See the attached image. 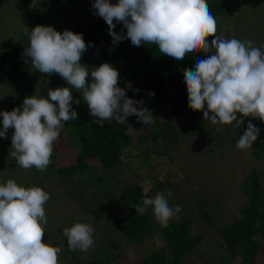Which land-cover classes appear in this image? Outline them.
I'll list each match as a JSON object with an SVG mask.
<instances>
[{"label":"clouds","instance_id":"1","mask_svg":"<svg viewBox=\"0 0 264 264\" xmlns=\"http://www.w3.org/2000/svg\"><path fill=\"white\" fill-rule=\"evenodd\" d=\"M30 7H36V0ZM92 7L108 25L113 45L125 38L137 47L155 44L159 53L176 61L214 49L215 54L197 61L194 71L184 70L189 108L203 111L204 120L213 125H231L234 129L248 117L264 122V53L253 47L251 40L216 35L217 21L207 0H118L114 5L109 0H94ZM114 21L123 25L126 34L114 31ZM24 34L29 39L23 52L27 61L30 59L40 74H58L79 92L94 118L93 124L103 127L105 121H115L123 125L133 115L145 125L152 121L151 110L143 106L144 101L126 95L125 89L134 93L139 89L132 88L130 82L125 88L118 86L117 69L102 63L89 73L88 67L81 64L82 54L92 46L91 42L86 45L82 34L58 32L52 26L42 25L31 31L25 27ZM210 36L214 37L211 43L207 40ZM47 95L48 99L25 97L21 107L0 112V138H7L8 130L14 129V150L10 155L25 170H46L60 130L65 122L77 119L69 87L49 89ZM149 95L154 96V92ZM75 103L79 105L80 100ZM259 132L249 121L236 140V148H252ZM170 195V190L167 194L157 192L132 207L138 215L151 208L154 218L167 227L169 220L182 210L179 205H169ZM49 199V193L41 187L26 188L12 179L0 184V264H59L61 249L43 242L44 226L48 223L44 205ZM93 233V227L87 223H75L63 230L73 252L87 253L94 244Z\"/></svg>","mask_w":264,"mask_h":264},{"label":"trees","instance_id":"2","mask_svg":"<svg viewBox=\"0 0 264 264\" xmlns=\"http://www.w3.org/2000/svg\"><path fill=\"white\" fill-rule=\"evenodd\" d=\"M115 1L118 2V0ZM222 1L207 0L209 10L215 19L228 16L229 11ZM40 4V6L32 7L25 14L27 21L25 27L29 31L37 25L48 26L51 23L55 25L56 31L61 32L59 29H62L63 32L64 28L57 23V20L63 17L64 10H74L75 5L79 6L74 21L67 19L65 23L67 28L70 26L74 28L73 33L82 34L86 45L91 42L92 46L82 54L81 64L87 66L89 70L92 63H94V67H99L102 63H109L119 72L120 88H125L126 83L130 82L132 88L139 89L137 93L130 89L125 90L127 97L143 100V106L149 108L153 116L152 121L147 125L139 123L134 125L137 131L145 127L144 133L139 137L145 142L146 147L134 146L141 149L144 155L148 152L163 155L170 150L171 145L179 147L181 145L178 144L179 136L183 134L186 135V139L181 147L186 145L188 150L192 149V152L206 158V153L213 152V147L221 146L232 140L233 137L229 136L227 127L229 125H220L221 129H219L208 120H204V117L200 118L203 112L193 111L188 106L184 70L194 71L197 61L203 59L202 52H196L191 58L185 57L182 61H176L159 53L158 46L155 44H141L137 47L125 38L113 45L112 37L108 33V25L103 18L95 14L94 8H88V0H41ZM30 12L31 16L28 15ZM231 17L236 23L242 22V18L240 19L237 14L236 16L231 15ZM114 23L116 22L114 21ZM235 25L232 24L225 31L217 32L216 35L225 39H237ZM6 26L5 24L2 28L0 25V29H2V31L0 30V70H2L0 80L11 90V97L2 103L1 112L21 107L24 98L32 96L38 88L39 81L52 79L54 74L50 76L40 74L32 67L30 59L27 61L28 58L23 55L24 48L29 46V39L24 34L25 27L19 29V32L8 41ZM114 31L126 34V29L121 23H116ZM213 38L212 36L207 38L208 42L211 43ZM5 44L10 45L2 47ZM150 92H154V96H150ZM72 96V110L76 111L77 119L65 122L57 140L62 147H70L72 140H76L75 157L71 162L61 165L57 158L59 151L57 148H53L50 170L57 174L62 183L71 184L70 189L68 188V196L73 201L80 200L84 208L87 206L90 210L101 209L106 204L103 205L100 202L107 199L109 201L106 206L109 209V221H112L130 241L141 242L159 224L155 223L151 208L147 209L144 215H138L132 206L142 204L143 197L152 198L157 192L165 193L170 187V182L169 180H156L148 188H145L141 182L127 183L122 179L114 178L113 175L116 174L114 171L121 169L124 149L131 146L133 142L132 130L115 121H105L103 127L93 124L94 118L89 114L88 106L83 101L81 94L75 93ZM171 97L173 98L174 115L182 114L181 124L186 122L188 124L177 127L174 119L160 118ZM76 100H80L79 105L75 103ZM237 116L240 117L239 114ZM129 117L132 122L137 121L134 115ZM0 129H2V120ZM65 132H70L73 139L70 136V138H65L63 136ZM0 143L3 146L5 138H0ZM231 143L233 144L234 141L232 140ZM4 152L5 149H0V166H5V170L11 172L15 165V159L11 157L10 152ZM263 155L264 138L257 141L251 150V156L256 159H260ZM98 165L110 173L105 176L94 175ZM88 172L92 174H88ZM83 174L89 175V178L82 177ZM81 177L82 179H78ZM108 180L112 181L111 184ZM0 184H2L1 181ZM240 188L247 195V199L242 201L238 210L239 215L235 216L231 223L214 230L224 248L223 257L219 258L225 264H264V187L261 183V176L256 173L255 169H251L240 182ZM158 229L169 250V255L159 250L150 252L136 260H130V257L125 255L127 263L188 264V259L193 255L197 256L201 246L205 244V238L201 232L190 234V219L173 218L168 222L167 227L160 225ZM63 250L67 251L65 247ZM117 254L119 255V253ZM63 255L65 258L58 256L59 264L64 261H66L65 264L72 262L73 264H99L97 260L83 261L78 256L73 257L69 252H65ZM257 256L260 257L258 262ZM213 260H216V257ZM202 262L208 264L210 260L202 259Z\"/></svg>","mask_w":264,"mask_h":264},{"label":"rangeland","instance_id":"3","mask_svg":"<svg viewBox=\"0 0 264 264\" xmlns=\"http://www.w3.org/2000/svg\"><path fill=\"white\" fill-rule=\"evenodd\" d=\"M40 1L36 0V7L41 5ZM222 2L229 12L227 17L222 16L216 19L217 32L225 31L232 24H236L237 39L241 41L251 40L253 42L252 46L259 48L264 53V0H223ZM32 3L33 0H0V25L2 28L5 24L7 25L5 31L8 41L19 32V29L27 25L25 14L32 9L30 7ZM93 3L94 0H88V8L92 9ZM109 3L114 5L118 2L110 0ZM75 6L74 10H64L62 13L63 17L57 20V23L64 30L73 32L74 28L72 26L67 28L65 21L67 19L74 21L75 14L79 10V6ZM233 14L235 16L237 14L240 19L242 18V22L236 23V21H233L231 17ZM28 15L31 16V12ZM48 26L54 28L55 25L49 23ZM0 30L2 31V29ZM59 30L62 32V29ZM9 45L5 44L2 47H8ZM213 54H215V50L207 54L202 52L203 59H207L208 56ZM93 68H95L94 63H92V67L88 70L89 73L94 70ZM1 74L2 70H0V76ZM89 82H91L90 76ZM118 82L119 86L121 84L119 78ZM60 87H69L72 94H79V92L71 89V86L62 77L54 73L52 79H41L39 81L38 88L33 92L32 96L35 95L38 98L41 96L48 99V90ZM9 90V87L0 80V106L11 97V90L8 93ZM1 110L2 108L0 107V112ZM181 116L182 114L174 115L173 98L171 97L167 108L162 112L160 118L166 120L169 118L174 119L177 127H181L188 124V122L181 124ZM201 117L203 118V114ZM1 120L2 116H0V122ZM249 121L260 128L257 140L253 142V148L257 141L264 138V122L248 117L244 118V123L238 129L232 128L231 125H225L229 128V136L233 137L231 139L234 143L232 144V140H229V142L223 143L221 146L213 147V152L206 153L207 158L192 152V149L188 150L186 145L181 147L186 139V135L184 134L179 136L180 142L178 144H181L179 147L171 145L170 150L163 155L149 152V154L144 155L141 149L134 146L146 147L145 142L139 137L144 133L145 127L137 131L134 125L142 123L138 121L132 122L130 117L122 125L132 130L133 142L131 146L124 149L121 169L114 171L116 174L113 177L122 179L127 183L141 182L145 188H148L156 180H169L170 187L165 191V194L169 190L171 192V195L167 196L168 203L173 208L179 205L182 209L174 218L183 217L187 220L190 219V234L193 235L201 232L205 238V244L201 246L200 253L197 256H191L188 259V264H205V262H202V259L205 260L207 258L210 260L208 264H225L220 259L223 257L224 248L214 232L215 228L231 223L235 216L239 215L238 210L241 207L242 201L247 199V195L240 188V182L251 169H255L256 173L261 176V183L264 187V155L260 159H256L251 156L252 148L240 150L235 146L236 140L243 135ZM216 126L221 129L220 125ZM13 131L14 129L10 128L9 135L5 138V144L2 146V142L0 143V149H5L4 153H11L14 150L11 145ZM63 136L65 138H72L70 132H65ZM76 142L73 139L72 146L70 147L60 146L58 140L54 142L53 148H57L59 151L57 158L61 165L67 164L74 159V153H76L74 145ZM180 147L181 150L179 151ZM51 164L44 171H38L35 168L25 170L15 160V165L12 167L11 172H9L10 170H5V166H0V181L5 183L8 179H12L19 186L26 188L41 187L49 193L50 199L44 205L48 223L44 226L45 235L43 242L51 246L55 243L53 247L61 249L59 256L65 258L63 253L69 252L71 256H78L83 261L97 260L99 264H130L124 258L125 255H128L130 260L139 259L156 250L169 255V250L158 229L161 224L155 218V223L159 225L153 228L150 235H147L141 242L135 243L134 241H130L112 221H109V209L106 207L109 201L107 199L100 202L103 205L106 204V206L94 210H90L87 206L84 208L80 200H71L68 196L71 184L66 185L62 183L58 179L57 174L50 170ZM109 173L110 171L98 165L93 174L105 176ZM88 174L92 173L88 172ZM82 177L89 178V175L83 174ZM82 177L78 179H82ZM111 182L110 180L109 184ZM100 203L98 204L101 205ZM172 220L173 218L169 222ZM75 223H87L94 229V244L87 253L80 252L79 250L75 252L71 251L67 239L63 236V230L72 227ZM64 247L67 251L63 250ZM215 257L216 260H213ZM258 259L260 260L259 256L256 257L257 262ZM65 263L66 261L61 262V264ZM70 264H73V262Z\"/></svg>","mask_w":264,"mask_h":264}]
</instances>
